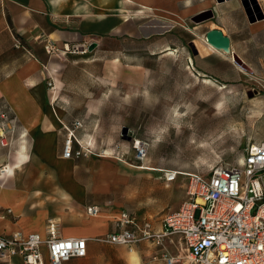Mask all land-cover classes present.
I'll list each match as a JSON object with an SVG mask.
<instances>
[{"label":"rangeland","instance_id":"obj_1","mask_svg":"<svg viewBox=\"0 0 264 264\" xmlns=\"http://www.w3.org/2000/svg\"><path fill=\"white\" fill-rule=\"evenodd\" d=\"M243 3L255 18L257 7L264 15V0H189L177 13H162L158 20L167 27L160 30L142 32L131 20L129 35L96 42L92 50L55 46L35 71L37 86L46 104L56 95L54 106L66 104L71 116L83 118L110 156L121 144L131 157V139L140 138L149 144L151 166L208 174L211 167L236 165L248 144L264 141V16L249 22ZM153 16L148 11L141 20ZM210 29L230 37L242 64L206 46ZM12 43L0 7V65ZM8 71L0 70V78ZM6 124L17 132L12 141L4 133L3 152L30 155L22 122L5 114L0 128Z\"/></svg>","mask_w":264,"mask_h":264},{"label":"crops","instance_id":"obj_2","mask_svg":"<svg viewBox=\"0 0 264 264\" xmlns=\"http://www.w3.org/2000/svg\"><path fill=\"white\" fill-rule=\"evenodd\" d=\"M183 1L189 2L0 0L13 41L7 63L0 65V70L10 68L0 78V116L12 114L22 122L21 138L30 148V155L24 150L5 154L0 146V163L7 162L4 166L8 168L0 171V235L36 233L43 239L48 222H53L59 236L86 240L85 256L63 264H163L157 259L163 251L168 255L178 251L183 254L178 236L165 237L161 245L140 241L131 247L94 239L114 231L113 220L123 211L149 221L154 231H161L165 213L177 210L186 197L184 173L188 172L179 170L180 180L176 177L166 182L162 170L170 168L151 166L146 159L138 161L133 151L131 157L128 155L124 145L115 146L117 156L99 150L97 139L87 133L90 127L83 118L71 116V108L66 104L54 106L56 95L46 104L45 92L38 88L42 81L35 74L47 61L44 48L48 43L82 48L104 39L113 40L114 36L130 34L131 20L138 21L137 30L157 31L167 27L166 22L158 20L162 13L174 14ZM148 11L154 16L147 22L141 20ZM13 37L20 42L19 46L14 45ZM74 119H83L84 129L77 131V135L83 144L91 145L92 153L64 159L62 124L68 125ZM14 132L16 127L6 124L0 128V139L4 133H10L11 139ZM27 164L30 170L25 171ZM176 184L178 191L174 189ZM89 206H97L98 214L88 215ZM42 250L45 251L44 247ZM181 262L186 263L183 259ZM0 264L24 263L15 256L0 260Z\"/></svg>","mask_w":264,"mask_h":264},{"label":"built area","instance_id":"obj_3","mask_svg":"<svg viewBox=\"0 0 264 264\" xmlns=\"http://www.w3.org/2000/svg\"><path fill=\"white\" fill-rule=\"evenodd\" d=\"M13 39L19 46L18 39ZM63 46L68 48L67 44ZM44 49L52 54L56 47L48 43ZM84 126L83 119L62 124V158L92 153L91 145L83 144L77 135ZM148 145L144 139H131L136 160L146 159ZM180 172L163 169L162 178L171 182ZM185 182L186 197L177 210L165 213L161 231H154L149 221L123 211L113 220L114 231L94 239L131 247L140 241L161 245L165 237L178 236L185 256L190 255L195 264H264V141L248 144L238 164L211 167L208 174L188 172ZM98 212L97 206L86 208L88 215ZM85 254L86 240L59 236L53 222H48L43 239L36 233L0 235V260L18 256L24 264H63ZM180 255L163 251L157 259L163 264H182Z\"/></svg>","mask_w":264,"mask_h":264},{"label":"water","instance_id":"obj_4","mask_svg":"<svg viewBox=\"0 0 264 264\" xmlns=\"http://www.w3.org/2000/svg\"><path fill=\"white\" fill-rule=\"evenodd\" d=\"M243 5H244L245 13H246V16H247L249 22H254L256 19H261L262 16H264L260 12V9L257 7L256 8L257 17L255 18L252 15L251 10L244 3H243ZM205 38H206V41L209 44H211L212 46H214V47H219V48H222V49H228L230 47V39H229V37L227 35H224L222 33V31H220L218 29H210V30H208L205 33ZM95 46H96V43L93 42V43H91L88 46V49L92 50ZM232 58L234 60H236L238 63L242 64V61L234 53H232ZM125 134H126V129H124L121 132L122 136H124Z\"/></svg>","mask_w":264,"mask_h":264},{"label":"bare ground","instance_id":"obj_5","mask_svg":"<svg viewBox=\"0 0 264 264\" xmlns=\"http://www.w3.org/2000/svg\"><path fill=\"white\" fill-rule=\"evenodd\" d=\"M204 42L206 44V46L210 49V50H213L214 52L216 53H220V54H224V55H228L230 58L232 57V53L233 51L230 49V47L228 49H222V48H219V47H214L212 46L211 44H209L207 41H206V38L204 39ZM233 59V58H232ZM114 62H118V60H114ZM205 120V119H204ZM208 120V119H207ZM206 120V121H207ZM203 125V124H202ZM5 170H8V168H6L5 166H3L2 168H0V171H5ZM8 172V171H6ZM180 174V173H179ZM187 173H184V176L186 175ZM2 175V174H1ZM183 249V248H182ZM184 250V249H183ZM181 257H183L182 255H180ZM186 257V256H185ZM190 263L192 262V259H191V256L188 255L186 257ZM190 264L189 262H186L185 264Z\"/></svg>","mask_w":264,"mask_h":264}]
</instances>
